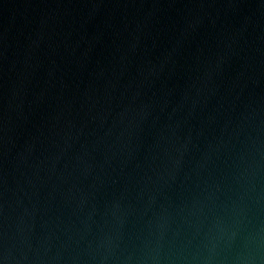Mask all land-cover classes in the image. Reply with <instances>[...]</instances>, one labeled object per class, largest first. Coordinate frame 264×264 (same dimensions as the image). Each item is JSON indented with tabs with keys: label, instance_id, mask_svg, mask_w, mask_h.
<instances>
[{
	"label": "water",
	"instance_id": "water-1",
	"mask_svg": "<svg viewBox=\"0 0 264 264\" xmlns=\"http://www.w3.org/2000/svg\"><path fill=\"white\" fill-rule=\"evenodd\" d=\"M0 264H264V0H0Z\"/></svg>",
	"mask_w": 264,
	"mask_h": 264
}]
</instances>
